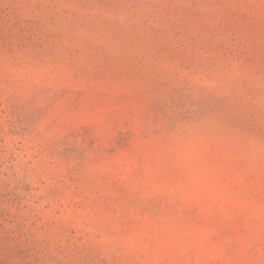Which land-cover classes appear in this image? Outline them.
<instances>
[{"label":"rangeland","instance_id":"1","mask_svg":"<svg viewBox=\"0 0 264 264\" xmlns=\"http://www.w3.org/2000/svg\"><path fill=\"white\" fill-rule=\"evenodd\" d=\"M0 264H264V0H0Z\"/></svg>","mask_w":264,"mask_h":264}]
</instances>
